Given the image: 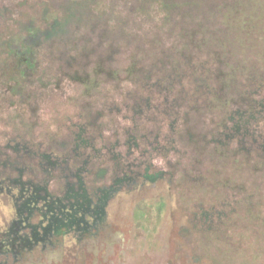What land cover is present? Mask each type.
Returning <instances> with one entry per match:
<instances>
[{
    "label": "rangeland",
    "instance_id": "1",
    "mask_svg": "<svg viewBox=\"0 0 264 264\" xmlns=\"http://www.w3.org/2000/svg\"><path fill=\"white\" fill-rule=\"evenodd\" d=\"M67 1L0 0V264H264V153L259 142L242 154L235 140L212 141L225 114L193 82L221 67L237 87L253 69L264 75V0H209L224 8L204 27L166 21L159 1L135 11V0H89L111 14L112 30L130 33L120 53L102 69L94 56L85 81L68 75L77 64L66 66L44 47L21 72L9 46L21 38V23L38 17L44 24L45 6L61 15ZM178 62L181 76L169 84L163 77ZM79 132L91 140L81 159L110 167L107 181L86 174L92 191L111 184L115 172L134 178L108 201L102 221L89 217L87 232L11 246L10 179L22 168L24 179L41 180L45 151L75 169ZM147 168L162 178L145 180ZM68 172L53 171L54 194H63Z\"/></svg>",
    "mask_w": 264,
    "mask_h": 264
},
{
    "label": "trees",
    "instance_id": "2",
    "mask_svg": "<svg viewBox=\"0 0 264 264\" xmlns=\"http://www.w3.org/2000/svg\"><path fill=\"white\" fill-rule=\"evenodd\" d=\"M154 1L161 3L166 12V21L179 23L189 19L202 27L213 22L224 8L222 5L209 3V0H135L133 10L146 11ZM89 2L67 1L61 15L52 13L51 7L46 5L41 15L44 24L39 22L38 17L22 22L21 38L18 42L9 44L19 53L17 68L21 70L24 66H31L30 53L43 47L52 52V57L66 63V66L77 64L74 72L68 74L75 80L87 79V67L94 56L98 58L101 69L111 62L120 53L122 41L127 42L130 33L124 26L112 30L111 14L96 12ZM259 28L260 32H264V25ZM222 63L224 64V60ZM179 65L180 62L163 77L169 84L180 78L177 70ZM234 77V74L224 73L221 67L217 73L197 74L193 79L197 90L208 89L206 92L212 96L210 106L218 107L225 114L216 125L212 141L224 146L235 140L238 143L236 151L242 154L249 153L252 145L259 142L264 153V94L261 90L264 87V75L254 69L249 71L242 87H237ZM159 80L161 78L157 79ZM20 89L21 84H18V90L21 91ZM193 109L194 112L201 111L199 107ZM261 124L263 127L260 129ZM70 144V141L66 142L65 148ZM73 144L75 157L80 161L74 170L68 165H62L53 152L45 151L38 154V163L44 175L41 180L24 179L22 168H19L18 176L10 179L9 190H16L13 193L16 218L11 223L7 241L11 246L23 248L38 241L58 240L75 230L87 232L90 227L89 217L92 216L97 222L102 221L108 201L120 191L125 182L134 178L126 170L123 174L115 172L111 184H103L95 192L92 191L86 174L95 170L93 181H107L110 167H98L89 157L81 159L82 148L91 145V140L83 137L81 132L73 138ZM118 166L121 168V163ZM60 168L63 172L69 169V172L64 173V191L58 195L50 190L49 182L53 171ZM162 175V171L152 173L147 168L142 176L145 180L157 181ZM2 188L0 185V191ZM38 214L40 219L33 221ZM24 228H31L30 233H21Z\"/></svg>",
    "mask_w": 264,
    "mask_h": 264
}]
</instances>
